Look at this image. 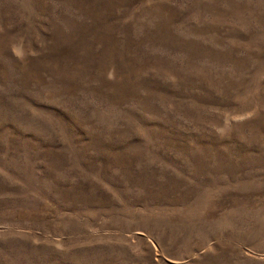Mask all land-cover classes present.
I'll return each instance as SVG.
<instances>
[{
	"label": "rangeland",
	"instance_id": "374dc122",
	"mask_svg": "<svg viewBox=\"0 0 264 264\" xmlns=\"http://www.w3.org/2000/svg\"><path fill=\"white\" fill-rule=\"evenodd\" d=\"M0 264H264V0H0Z\"/></svg>",
	"mask_w": 264,
	"mask_h": 264
}]
</instances>
